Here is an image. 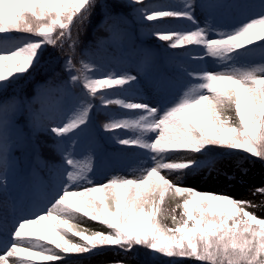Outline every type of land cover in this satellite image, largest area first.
Wrapping results in <instances>:
<instances>
[{"label": "snow or ice", "instance_id": "6c2138e0", "mask_svg": "<svg viewBox=\"0 0 264 264\" xmlns=\"http://www.w3.org/2000/svg\"><path fill=\"white\" fill-rule=\"evenodd\" d=\"M129 3L141 5L137 12L145 21L190 22L193 27L185 31L149 27L158 41L167 42L168 49L198 46L199 56L192 58L210 59L215 70L187 71L191 80L182 94L158 107L129 97L140 81L139 73L123 70L101 76L90 54H84L79 67L69 57L64 63L68 83L46 89L39 110H29L26 116L33 132L48 131L57 137L55 146L62 160L59 179L46 207L16 221L10 238L5 236L0 264H55L70 254L96 255L113 248L127 254L137 247L200 264H264V218L246 210L254 207L250 201L182 183L203 169L211 172L216 156L241 152L264 162V62L248 63L257 52L264 57V0L258 13L235 24H225L224 18L252 5L229 0H182L178 7H156L145 0ZM95 6L96 0H0V92L35 71L47 46L63 49L67 43L74 52L78 36L73 39V28L84 25ZM197 8L205 14L203 24L195 16ZM129 39L126 30L113 28L107 42L123 50ZM138 55L139 71L148 73L156 53L141 48ZM69 84L82 85L85 91L73 96ZM111 89L119 91H103L97 97L98 92ZM57 92L72 98L70 107L54 99ZM93 99H99L102 109L115 105L125 110L105 112L109 119L102 130L113 133L110 138L115 143L140 150L132 155L142 157L143 165L150 162L138 177L113 175L95 183L92 153L83 158L75 153L76 137L88 127L90 113L97 107ZM23 109L24 103L14 96L0 99V196L5 201L9 177L17 171L15 152ZM230 112L234 119L227 115ZM60 114V123H49ZM117 130L133 134L121 135ZM164 172L177 174L180 183ZM256 193L264 194V187ZM166 196L182 201L172 209L173 213L180 210L179 219L170 217L173 227L161 223ZM84 219L106 231L85 227Z\"/></svg>", "mask_w": 264, "mask_h": 264}, {"label": "trees", "instance_id": "16d2710c", "mask_svg": "<svg viewBox=\"0 0 264 264\" xmlns=\"http://www.w3.org/2000/svg\"><path fill=\"white\" fill-rule=\"evenodd\" d=\"M244 1L246 3L249 1L261 2V0H229L232 3L246 4ZM145 3L156 7L165 5L178 7L182 0H145ZM140 7L141 5L130 4L129 0H96V6L92 9L88 21L84 25L73 28V39H77L78 36L74 52L67 43L63 49L47 46L35 71L31 74H24L22 79L14 81L11 85H6L5 90L0 92V99L14 96L24 103L18 125L20 142L15 152L17 171L14 176L9 177L7 201L0 196L1 242L5 236L10 238V232L16 221L32 215L30 214V209L33 206L32 191L38 194L50 193L51 195L59 178L62 160L55 146L57 137L48 131L33 132L26 116L29 110H39L41 94L46 89L58 88L68 83V73L64 70V63L69 57H72L73 63L79 67V61L85 58L84 54H90L94 63L101 68L98 75L103 76L108 72L123 70L132 72L133 67L139 65V50L151 48L156 53L154 65L148 73L136 72L140 75V81L129 93V97L132 98V94L143 96L145 90L149 89L158 91L161 96L170 101H175L191 80L186 72H195L196 65L202 62L198 59H189L200 51L198 46L168 49L167 42L158 41L151 35L152 29L149 27L150 25L171 26L176 30L185 31L193 27L190 22L174 18H164L161 21L153 22L145 21L140 18L137 12ZM250 13L251 8L244 9L242 12L240 10L230 12L226 16V23H239L250 16ZM195 16L197 17L198 13L195 12ZM113 28L127 31L130 39L125 49L118 50L110 42H107L110 30ZM11 35L39 39V37L30 34L12 33ZM188 49H192V52L185 54ZM170 53L182 55L173 56ZM68 86L71 88L73 96H79L85 91L82 85L73 87L69 84ZM103 91L117 92L119 89L102 90L97 93V97L103 94ZM54 99L65 108L70 107L73 103L71 97H62L59 92L54 94ZM92 102L97 107L93 108L90 113L88 127L76 137L75 153L83 158L84 154L91 152L94 174L99 173L109 177L122 175L125 167L143 165L142 157L132 155L140 150L125 148V146L115 143L110 138L113 133H106L102 130V125L109 119L105 112L120 114L125 110H121L115 105L102 109L99 107V99H93ZM62 118L63 115L60 114L49 123L58 124ZM117 132L128 136L133 134L124 130H117ZM215 160L218 163L236 162L242 167L256 165V163L264 166V162L241 152L227 157L216 156ZM88 228L106 231L103 226ZM107 255L110 256V259L106 258ZM117 261H122L123 264H172V261H175V264H200L192 259L166 258L142 247H137L132 253L127 254L115 248L96 255L70 254L64 261H58L55 264H116Z\"/></svg>", "mask_w": 264, "mask_h": 264}, {"label": "rangeland", "instance_id": "374dc122", "mask_svg": "<svg viewBox=\"0 0 264 264\" xmlns=\"http://www.w3.org/2000/svg\"><path fill=\"white\" fill-rule=\"evenodd\" d=\"M260 4L258 1L252 2L249 1L248 5H252L251 15H254L260 11ZM196 12L198 13V20L201 24H203L205 19V14L201 12L199 8H197ZM227 18H224V23H226ZM200 51L198 52L199 56ZM198 59V58H197ZM191 60H195L191 57ZM264 62V57L261 56L260 53L254 54L252 57L248 58V63L251 64H260ZM201 70H215V64L209 59H202V64H197L195 67V71L199 72ZM138 71V68H134L133 70ZM145 96H139L133 94V99L142 100L144 103H148L158 107H164L170 103L171 101L163 98L157 91L149 92L148 89L145 90ZM227 115L233 117L234 112H230ZM177 156H196L197 154H186L179 153ZM132 166V165H131ZM246 170V171H242ZM143 168L141 167H125L123 175L129 178L138 177L142 174ZM164 175L168 176L173 182L180 183L177 181L175 173H167L164 172ZM109 176L96 174L93 176L95 183L105 182ZM59 179V178H58ZM184 186L191 187L203 192H214V193H223L229 195L238 200L250 201L254 207H249L248 210L251 213H254L258 218H264V194L256 193L254 190L257 188L264 187V166L256 163V165H246V167H242L236 162H223V163H215L214 168L211 172L208 169H203L194 176H189L183 179L182 181ZM33 201H39V205L37 207L31 208V214L42 211L50 199L51 196L47 194H36L32 193ZM180 199L173 200L170 196H166L165 202L162 205L163 216L161 217V223L168 226L173 227L172 220L170 219L171 215H175L178 219L180 218V210L177 209L175 213H173L172 209L175 207L176 203H181ZM167 216L168 219H164L163 217ZM83 225L85 227H99L101 225L89 221L87 219L83 220ZM4 250L3 243L0 242V253ZM107 259H110V256H106ZM105 258V259H106ZM12 258H10L11 260Z\"/></svg>", "mask_w": 264, "mask_h": 264}]
</instances>
